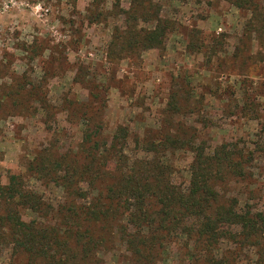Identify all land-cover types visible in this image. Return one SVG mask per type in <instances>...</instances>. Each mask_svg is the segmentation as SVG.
Listing matches in <instances>:
<instances>
[{
  "label": "rangeland",
  "instance_id": "1",
  "mask_svg": "<svg viewBox=\"0 0 264 264\" xmlns=\"http://www.w3.org/2000/svg\"><path fill=\"white\" fill-rule=\"evenodd\" d=\"M90 2L16 0L0 13L3 180L11 173H22L28 186L43 194L47 202L57 203L61 189L30 176L25 165L49 146L66 153L76 150L84 127L78 118L79 106L90 94L100 95V107L96 112L93 109L90 118L102 125L104 140L118 125L127 127L130 142L126 152L133 155L135 137L162 135L169 117L164 111L171 92L176 91L177 112L170 117L171 125L191 126L207 146L245 141L253 149H263L252 162L253 176L229 188L228 194L264 214V117L248 115L241 108L250 103L259 109L264 106L261 16L256 19L250 10L227 0H152L160 19L171 25L164 46L114 60L107 54V42L122 15H114L113 0H101L102 15L88 21ZM128 2L121 0L120 7L126 9ZM249 20L259 33L249 29ZM153 24L140 23L146 27ZM195 30L199 32L194 34ZM214 37H218V45L208 52L206 43ZM77 73L84 82L74 80ZM40 96L52 109H39ZM172 157L177 164L174 179L184 185L191 155L180 151ZM262 235L263 244L264 228ZM218 247V255L230 251V264H253L256 258L255 247L240 239L224 238ZM7 257L8 252L2 249L0 264H5ZM100 257L101 264H128L120 241L101 251ZM181 259L179 249L170 245L158 264H180Z\"/></svg>",
  "mask_w": 264,
  "mask_h": 264
},
{
  "label": "trees",
  "instance_id": "2",
  "mask_svg": "<svg viewBox=\"0 0 264 264\" xmlns=\"http://www.w3.org/2000/svg\"><path fill=\"white\" fill-rule=\"evenodd\" d=\"M227 1L250 10L256 19L261 16L263 40L264 0ZM120 2L112 3L122 22L112 28L109 57L116 60L163 47L171 25L160 19L152 0H129L126 9ZM100 3L91 0L88 21L102 15ZM141 22L154 24L146 27ZM248 24L252 32H260L251 20ZM218 41V37L208 39V52ZM79 74L74 80L84 82ZM99 97L93 92L87 102H80L78 118L84 127L76 150L66 153L49 146L25 165L30 176L61 189L57 203L47 202L28 186L22 173H11L6 181L0 176V251L8 252L5 264H101L100 252L117 241L124 245L128 264H158L170 245L179 249L180 264H230V251L217 254L224 238L252 244L253 264H264V214L228 194L229 188L253 176L252 162L263 149H253L245 141L207 146L191 126L171 125L170 117L177 112L176 91H172L162 135L135 137L136 153L129 155L127 127L118 125L104 140L102 125L90 118L100 107ZM45 99L40 96L37 101L42 111L51 108ZM68 104L74 106L75 101ZM241 108L248 115L264 117V106L259 109L250 103ZM180 151L191 155L184 185L174 179L177 164L172 155Z\"/></svg>",
  "mask_w": 264,
  "mask_h": 264
},
{
  "label": "built area",
  "instance_id": "3",
  "mask_svg": "<svg viewBox=\"0 0 264 264\" xmlns=\"http://www.w3.org/2000/svg\"><path fill=\"white\" fill-rule=\"evenodd\" d=\"M16 3V0H2V3H0V13L8 10L13 4ZM38 9L43 10L44 12H47V8H42L40 5L37 6Z\"/></svg>",
  "mask_w": 264,
  "mask_h": 264
}]
</instances>
